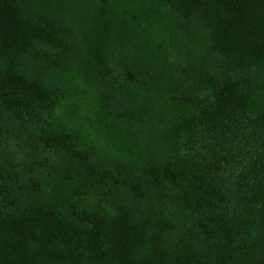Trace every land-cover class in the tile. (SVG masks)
Here are the masks:
<instances>
[{"label":"trees","instance_id":"obj_1","mask_svg":"<svg viewBox=\"0 0 264 264\" xmlns=\"http://www.w3.org/2000/svg\"><path fill=\"white\" fill-rule=\"evenodd\" d=\"M0 264H264V0H0Z\"/></svg>","mask_w":264,"mask_h":264}]
</instances>
